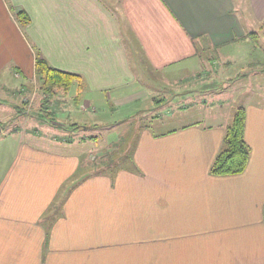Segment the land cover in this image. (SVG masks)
<instances>
[{
	"label": "crops",
	"instance_id": "crops-1",
	"mask_svg": "<svg viewBox=\"0 0 264 264\" xmlns=\"http://www.w3.org/2000/svg\"><path fill=\"white\" fill-rule=\"evenodd\" d=\"M22 10L25 28L15 17ZM257 26L264 36V0H0V78L26 93L40 54L80 76L95 108L107 107L104 93L117 106L134 103L125 111L131 122L151 102L146 78L164 84L169 70L190 74L201 48L231 50ZM199 93H213L205 104L218 113L208 120L233 99ZM195 97L183 100L196 105ZM159 101L171 113L179 103ZM239 109L250 159L242 174L226 177L210 168L225 148L228 119L158 133L141 127L131 166L94 176L87 156L65 149L86 141L38 146L19 130L1 135L0 123V264H264V101L228 116Z\"/></svg>",
	"mask_w": 264,
	"mask_h": 264
},
{
	"label": "rangeland",
	"instance_id": "rangeland-1",
	"mask_svg": "<svg viewBox=\"0 0 264 264\" xmlns=\"http://www.w3.org/2000/svg\"><path fill=\"white\" fill-rule=\"evenodd\" d=\"M257 28L256 33H253L251 28H247L246 35L236 41L234 44L237 45H234L231 50L227 47L216 51L209 46L206 50L201 48L200 58L193 61V72L190 74L188 71L185 74V70H169L165 77L162 74L159 75L164 77V84L146 78L145 86L150 90L154 89L153 92L150 91L151 102H146L145 98L142 101L144 112L131 122L129 117L125 118V111H133L136 107L134 103H124V99L117 106L115 100H110L111 103H109V93H104L102 102L107 107L95 108L87 100L79 81L74 82L77 87L68 92L55 87L45 91L35 77L27 84L29 88L26 89V93L23 90L19 92L15 90L17 93L14 94V90L5 85L4 76H2L0 89L5 90L1 96L7 103L0 101V123L4 129L1 135L9 136L19 130V133H23L22 135L27 139L37 138V141L28 140L27 142L49 147L54 142L59 143L68 138L76 141L83 136H93L96 139L84 144H67L66 152L75 156H87L85 164L86 174L89 176L112 175L123 168L125 162V167L131 166L128 158L131 156L133 147L137 145L141 127L148 128L152 133H158L190 124L207 127L223 119H228L232 123L233 118L228 114L236 112L237 107L264 101V36L260 26ZM247 37L249 40L246 39ZM174 76L177 78V85H168L166 79ZM161 87L166 88V91L161 90L166 93L162 94L158 91ZM205 88L209 91H220L217 95L219 97L221 95L223 101L233 98L226 101L222 116L215 114L217 117L213 115V118L207 119L208 115L218 111L205 104L206 101H213L210 96L213 93H205L206 95L203 93L204 96L200 97L199 92H205ZM255 92L261 98H253ZM8 93L10 95H7ZM190 95L196 96V105H193L192 99L183 100ZM158 99H168L170 101L167 102L179 103L171 113L166 105H160L166 101L154 104V100ZM9 104L11 107L8 109L6 107ZM6 112L11 116L5 117L8 116ZM142 115L145 118L141 119ZM73 126L79 128L75 131Z\"/></svg>",
	"mask_w": 264,
	"mask_h": 264
},
{
	"label": "trees",
	"instance_id": "trees-1",
	"mask_svg": "<svg viewBox=\"0 0 264 264\" xmlns=\"http://www.w3.org/2000/svg\"><path fill=\"white\" fill-rule=\"evenodd\" d=\"M20 25L25 28L29 23L28 15L22 10L15 14ZM35 73L40 87L45 91L61 88L68 92L74 82H81L80 76L53 68L40 54L35 61ZM82 89V82L80 83ZM80 89V88H79ZM247 114L244 109H239L234 115L232 123L226 128L225 148L219 153L210 168L214 177H226L242 174L250 159V148L245 141ZM79 127L73 126V130ZM93 136H83L82 141H92Z\"/></svg>",
	"mask_w": 264,
	"mask_h": 264
},
{
	"label": "water",
	"instance_id": "water-1",
	"mask_svg": "<svg viewBox=\"0 0 264 264\" xmlns=\"http://www.w3.org/2000/svg\"><path fill=\"white\" fill-rule=\"evenodd\" d=\"M2 133V127H1V125H0V134Z\"/></svg>",
	"mask_w": 264,
	"mask_h": 264
}]
</instances>
